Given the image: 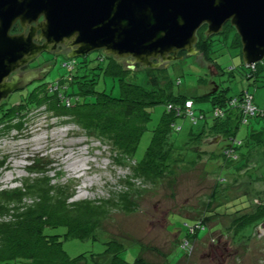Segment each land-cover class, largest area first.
<instances>
[{
  "label": "rangeland",
  "instance_id": "374dc122",
  "mask_svg": "<svg viewBox=\"0 0 264 264\" xmlns=\"http://www.w3.org/2000/svg\"><path fill=\"white\" fill-rule=\"evenodd\" d=\"M227 29L223 27L222 33L211 36L215 43L209 50V60L201 54L187 56L181 53L182 59L168 62L163 67L166 76L161 77V84H165L167 79L173 80V91L192 99L194 112L175 119L180 130L173 136V142L175 154L180 156H173L178 158L177 161H172L159 177L144 179L139 176L133 159L122 161L115 157L108 142L90 136L70 116L53 114L44 106L23 110V104L17 100L19 95L31 89L30 85L22 91L13 92L2 102L3 106L14 102L13 105L22 114L10 123L0 125V191L23 190V184L49 179V184L65 186L73 192L69 199L71 203L90 201L100 206V202H104L105 214L98 216L101 237L105 241L126 245L121 257L127 262H132L138 254V258L146 264H264V226L247 240H240V237L233 240L231 233L223 234L230 225L229 217L204 218L206 211L211 212L221 203L225 204L218 208L219 213H236V210L245 207L253 209L252 204L257 199L255 195H262L261 190L264 189V155L257 154L261 161L250 166L253 178L247 177L241 170L235 179H231L233 184L226 186L231 174L221 166V159L217 156L225 141L216 144L210 137L189 140L194 138L190 134L199 132L205 123L210 124L213 120L211 103L200 96L220 88L228 96L248 90L255 103L264 107V85L246 77L249 69L242 61L241 49L231 44L235 31L228 29V34L225 32ZM99 54L103 53L95 51L87 58L93 59ZM57 55L60 54H46L44 67L50 69L40 74L34 85L44 82L49 89L57 82V85L67 88L72 78L71 70L62 77L66 69L61 61H65L66 55L64 58ZM119 62L126 68L132 66L127 60L119 59ZM136 70L144 69L135 64L133 71ZM60 77L66 81L60 80ZM178 80L179 84H176ZM111 87L110 79L106 78L105 89L109 91ZM69 88L68 95L77 92ZM111 91L115 94L116 88ZM163 112V105L152 108L151 120L137 146L135 160H140L144 154L152 130ZM201 113H204L205 119L201 118ZM248 126L240 127L238 138L245 135ZM184 157H195L196 161L187 163ZM30 165L36 166L37 170L31 172L27 168ZM217 180L221 181L219 185H216ZM36 199L28 194L24 202L31 204ZM7 206L12 210L16 207L15 202H8ZM4 214L0 213V221L10 219ZM203 218L209 229L197 232L194 227L191 234L197 232L196 238L187 239L190 242L186 250L182 243L186 246L187 229ZM245 229L250 231L252 226L247 224ZM65 230L63 226L49 231L62 235ZM103 240L69 238L63 240V248L71 257L80 253H99L107 247Z\"/></svg>",
  "mask_w": 264,
  "mask_h": 264
},
{
  "label": "trees",
  "instance_id": "16d2710c",
  "mask_svg": "<svg viewBox=\"0 0 264 264\" xmlns=\"http://www.w3.org/2000/svg\"><path fill=\"white\" fill-rule=\"evenodd\" d=\"M226 25L224 27L232 28L229 24ZM201 29L197 33L196 49L205 60H209V50L215 42L211 36L205 37ZM228 29L225 32L229 34ZM231 44L240 48L239 37L235 32ZM87 57H82L79 61L71 60L74 61V70L71 71L70 82H66L67 88L65 86V89H62L63 86L57 85V82L51 84L49 89L45 87L44 82L33 85L22 96L19 95L20 99L17 101L23 104L21 108L28 111L44 106L53 114L70 116L90 136L108 142L114 150L115 157L122 161L133 159L137 164L135 171L139 176L144 179L159 177V174L161 175L163 170L180 156L175 154L173 142V136L180 130L175 124V119L188 116L185 102L192 99L184 94L175 93L173 80L167 79L165 84H161V77L166 76L163 68L143 67L142 71H133L111 56L99 54L93 59ZM66 60L68 59L65 57L61 64H66ZM248 69L246 77L254 79L255 82L260 81L264 85V62L256 63ZM215 71L217 72L216 68ZM66 74L67 72L62 77ZM106 78H109L112 84L109 91L105 89ZM60 80L63 79L60 77ZM176 84H179V80ZM114 87L115 94L111 91ZM68 88L77 92L68 95ZM245 93L251 96V103L257 108V112L244 122L240 108L233 105L232 100L240 99ZM62 96L69 98V106L62 101ZM200 98L211 103L212 113L215 108H219L223 116L216 118L212 115V122L205 123L199 132L190 134L194 138L190 137L189 140L220 137L218 142L225 141L226 144L222 145L220 153L216 155L221 159V166L231 174L226 186L233 184L231 179H235L239 172L243 171L244 175L252 177L250 166L261 161L257 154L264 155V107L255 103L253 95L248 90L235 96H228L220 88ZM13 104L14 102L11 104L8 102L0 106V125L10 123L22 114ZM157 105H163L164 112L152 130L150 142L141 159L135 160L137 146L151 120L152 108ZM169 106H172L173 110H169ZM193 106L194 103L191 108L192 114ZM200 116L205 119L204 113ZM242 125L249 126L245 130V135L238 138L237 134ZM197 156L198 154L195 157ZM195 157H184V161L193 164L196 161ZM34 167L30 165L27 168L32 172L36 169V166ZM39 167L41 169V166ZM220 182L217 180L216 185ZM49 183V179H37L23 184V190L15 188L0 191V213L10 217L4 222L0 221V264H146L138 258V254L132 262H127L121 257L126 245L102 239L98 216L105 214L104 202H100V206L90 201L71 203L69 199L73 192L68 187ZM261 193L262 195H255L257 199L254 197L255 203L252 201L253 209L245 207L236 210V213L222 210L219 213L218 208L225 204L221 203L211 212L206 211L204 218L229 217L230 225L224 229L223 234L231 233L233 240L239 237L240 240L241 238L247 240L256 235L257 229L264 226V189ZM28 194L37 198L31 204L24 202ZM8 202H15V206L18 204L15 210L8 208ZM246 209H248L246 212H242ZM204 218L195 221L187 229L186 246L182 243L186 250L189 249L187 243L190 242L187 239L194 240L198 230L209 229ZM251 221L253 222L250 223ZM247 224L252 226V230L245 229ZM63 226L66 230L62 235L49 231ZM193 227L197 229L194 235L191 234ZM69 238L80 240L99 238L107 247L99 253H80L71 257L63 248V240Z\"/></svg>",
  "mask_w": 264,
  "mask_h": 264
},
{
  "label": "water",
  "instance_id": "95a60500",
  "mask_svg": "<svg viewBox=\"0 0 264 264\" xmlns=\"http://www.w3.org/2000/svg\"><path fill=\"white\" fill-rule=\"evenodd\" d=\"M16 21L25 35L9 34ZM226 24L239 37L244 65L262 62L264 0H0V106L50 67L15 72L58 46L67 59L101 51L127 60L131 70L135 64L159 69L197 55L201 28L209 37Z\"/></svg>",
  "mask_w": 264,
  "mask_h": 264
},
{
  "label": "built area",
  "instance_id": "2783aa9c",
  "mask_svg": "<svg viewBox=\"0 0 264 264\" xmlns=\"http://www.w3.org/2000/svg\"><path fill=\"white\" fill-rule=\"evenodd\" d=\"M73 63H74V61H67L66 64L62 65V67H64L66 69V72L70 71V70L72 71L73 67H74ZM56 88L57 87H55V89ZM62 89H65V87H63ZM62 101L65 102L67 106H69V104H70L69 98L62 96ZM251 102H252L251 96L248 93H245L240 99L232 100V104L238 105V107L240 108L244 122H245L246 118L252 117L257 112V108L254 105H252ZM192 105H193L192 101H186L185 102V108L187 110L186 112L188 115H192V112H191ZM169 110H173L172 106H169ZM178 113H179V110L177 111V114ZM212 115H213V117L221 118L223 116V112L219 108H215L213 110ZM195 227H197V226H195Z\"/></svg>",
  "mask_w": 264,
  "mask_h": 264
},
{
  "label": "flooded vegetation",
  "instance_id": "af4514ba",
  "mask_svg": "<svg viewBox=\"0 0 264 264\" xmlns=\"http://www.w3.org/2000/svg\"><path fill=\"white\" fill-rule=\"evenodd\" d=\"M202 29H203V31H205V27H203ZM9 34L10 35H14V34H24L25 35V29H23L21 27V24L19 23V21H16L14 23V25L11 27V29L9 31ZM54 52H53L54 55L60 54V55H57V56H60L61 58H64V55L67 54V50L64 47H62V46H58L56 51H54ZM46 54L45 53L39 54V56L36 59L31 61L27 65L22 66L15 73L23 74V73H25V71H29V70H33V69H39V68H44V63L47 62ZM48 56H50V55H48ZM34 83L31 84V86H33ZM18 93H20V92H18Z\"/></svg>",
  "mask_w": 264,
  "mask_h": 264
}]
</instances>
